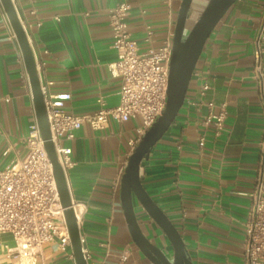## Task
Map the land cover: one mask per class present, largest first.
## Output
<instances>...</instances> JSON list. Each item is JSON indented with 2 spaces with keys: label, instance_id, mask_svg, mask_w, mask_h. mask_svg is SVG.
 Segmentation results:
<instances>
[{
  "label": "crops",
  "instance_id": "obj_1",
  "mask_svg": "<svg viewBox=\"0 0 264 264\" xmlns=\"http://www.w3.org/2000/svg\"><path fill=\"white\" fill-rule=\"evenodd\" d=\"M131 4L128 24L142 38L147 24L159 47L174 33L182 0H14L33 47L46 95L69 94L63 107L86 114L119 101L122 80L109 64L113 47L110 8ZM207 0H193L195 18ZM264 0H236L210 34L197 66L211 87L206 95L216 110L226 103L223 133L203 127L206 105L199 98V80L192 78L186 99L170 128L140 169L143 185L180 230L194 264H246L245 222L257 175L259 142L264 132V106L254 77V41ZM264 45V40H263ZM264 59V57H263ZM37 121L33 94L21 48L0 1V169L27 153L26 137ZM139 117L111 120L103 130L88 124L64 137L72 148L67 170L72 198L81 203L80 221L89 264H154L134 242L120 196L121 177L136 145ZM206 131L203 148L199 135ZM147 236L172 253V245L153 218L136 202ZM0 233V264H20ZM127 258L122 259V254ZM35 264H77L72 245L45 243Z\"/></svg>",
  "mask_w": 264,
  "mask_h": 264
},
{
  "label": "built area",
  "instance_id": "obj_2",
  "mask_svg": "<svg viewBox=\"0 0 264 264\" xmlns=\"http://www.w3.org/2000/svg\"><path fill=\"white\" fill-rule=\"evenodd\" d=\"M130 12L131 4L121 1L111 7L109 13L113 47L117 53V58L109 66L113 75L122 80L118 103L108 105L100 97L98 109L76 114L63 107V99L70 96L68 93L47 96L42 85L52 139L66 173L73 159L72 148L62 142L64 137L73 138L75 131L85 124L94 130H103L111 120L124 122L139 117L141 124L136 128L137 137L131 140V144L136 145L166 106L174 33L162 45L154 47L151 45L155 35L152 25L147 24L142 38L131 33L128 24ZM262 13L254 41L253 71L264 106V3ZM192 78L200 82L199 98L193 103L208 108L202 125L204 129L212 126V135L217 138L225 127L226 103L220 104L216 110L215 101L206 98L211 84L203 79V72L197 65ZM206 139L207 133L203 131L198 138L201 148ZM25 140L26 155L13 159L0 169V233L11 234L14 239V245L5 244L9 257L19 258L20 264H35L45 243L57 240L61 249H67L71 246V239L53 164L37 121L30 125ZM249 196L251 207L245 222V263L264 264V132L259 142L257 175ZM73 207L80 224L81 203L73 199ZM84 252L87 257L85 248ZM126 258L127 253H123L122 259Z\"/></svg>",
  "mask_w": 264,
  "mask_h": 264
},
{
  "label": "water",
  "instance_id": "obj_3",
  "mask_svg": "<svg viewBox=\"0 0 264 264\" xmlns=\"http://www.w3.org/2000/svg\"><path fill=\"white\" fill-rule=\"evenodd\" d=\"M21 48L33 94L34 107L44 145L53 164L54 176L70 233L71 245L77 264H89L84 252L81 226L73 207V198L52 139L45 94L38 71L35 53L25 25L14 0H0ZM236 0H207L201 12L191 17L193 0H182L173 35L172 57L167 87V102L163 113L146 131L131 153L121 177L120 196L123 212L134 242L154 264H194L183 236L169 215L147 191L140 177L144 159L170 128L186 99L193 71L205 44L219 21ZM136 202L159 225L172 245V253L153 242L144 232L136 211Z\"/></svg>",
  "mask_w": 264,
  "mask_h": 264
},
{
  "label": "rangeland",
  "instance_id": "obj_4",
  "mask_svg": "<svg viewBox=\"0 0 264 264\" xmlns=\"http://www.w3.org/2000/svg\"><path fill=\"white\" fill-rule=\"evenodd\" d=\"M168 252V251H167ZM169 253H171V252H169Z\"/></svg>",
  "mask_w": 264,
  "mask_h": 264
}]
</instances>
